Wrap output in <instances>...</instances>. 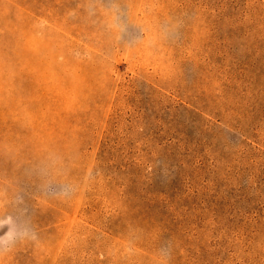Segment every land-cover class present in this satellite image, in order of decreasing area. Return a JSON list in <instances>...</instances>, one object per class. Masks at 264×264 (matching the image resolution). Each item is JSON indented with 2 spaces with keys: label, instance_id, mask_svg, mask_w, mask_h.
Instances as JSON below:
<instances>
[{
  "label": "rangeland",
  "instance_id": "1",
  "mask_svg": "<svg viewBox=\"0 0 264 264\" xmlns=\"http://www.w3.org/2000/svg\"><path fill=\"white\" fill-rule=\"evenodd\" d=\"M0 221V264H264V0H0Z\"/></svg>",
  "mask_w": 264,
  "mask_h": 264
},
{
  "label": "clouds",
  "instance_id": "2",
  "mask_svg": "<svg viewBox=\"0 0 264 264\" xmlns=\"http://www.w3.org/2000/svg\"><path fill=\"white\" fill-rule=\"evenodd\" d=\"M6 223L4 221H0V227L3 226V224ZM7 237L11 236V233L6 234ZM5 237H0V257H3L4 255H6L8 252L11 251V248H8L5 246Z\"/></svg>",
  "mask_w": 264,
  "mask_h": 264
}]
</instances>
